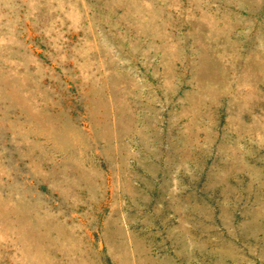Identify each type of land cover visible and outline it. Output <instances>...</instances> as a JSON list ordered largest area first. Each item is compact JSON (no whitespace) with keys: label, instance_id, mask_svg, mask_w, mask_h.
Masks as SVG:
<instances>
[{"label":"rangeland","instance_id":"1","mask_svg":"<svg viewBox=\"0 0 264 264\" xmlns=\"http://www.w3.org/2000/svg\"><path fill=\"white\" fill-rule=\"evenodd\" d=\"M0 264H264V0H0Z\"/></svg>","mask_w":264,"mask_h":264}]
</instances>
